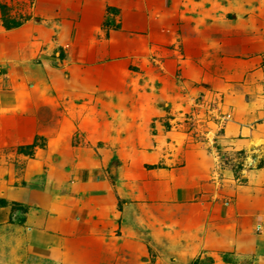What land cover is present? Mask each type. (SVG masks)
Here are the masks:
<instances>
[{"label": "rangeland", "instance_id": "374dc122", "mask_svg": "<svg viewBox=\"0 0 264 264\" xmlns=\"http://www.w3.org/2000/svg\"><path fill=\"white\" fill-rule=\"evenodd\" d=\"M0 264H264V0H0Z\"/></svg>", "mask_w": 264, "mask_h": 264}, {"label": "trees", "instance_id": "16d2710c", "mask_svg": "<svg viewBox=\"0 0 264 264\" xmlns=\"http://www.w3.org/2000/svg\"><path fill=\"white\" fill-rule=\"evenodd\" d=\"M3 22H4V25L6 27H13V28H17L21 25V23L19 21H16V20H8L6 18H3Z\"/></svg>", "mask_w": 264, "mask_h": 264}]
</instances>
